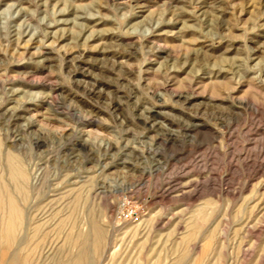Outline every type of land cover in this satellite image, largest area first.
Masks as SVG:
<instances>
[{
  "label": "rangeland",
  "instance_id": "374dc122",
  "mask_svg": "<svg viewBox=\"0 0 264 264\" xmlns=\"http://www.w3.org/2000/svg\"><path fill=\"white\" fill-rule=\"evenodd\" d=\"M8 152L31 244L0 264L91 224L93 264H264V0H0Z\"/></svg>",
  "mask_w": 264,
  "mask_h": 264
},
{
  "label": "bare ground",
  "instance_id": "6f19581e",
  "mask_svg": "<svg viewBox=\"0 0 264 264\" xmlns=\"http://www.w3.org/2000/svg\"><path fill=\"white\" fill-rule=\"evenodd\" d=\"M10 113L8 117H10V115L13 114ZM5 167L8 175L7 181L2 179L0 176V247L10 248L11 246H13L14 247L13 251L16 252L17 250L21 251L22 247L25 249V246H27L28 242L31 244L30 242L31 240L29 238L30 235L28 237V235L24 233V231L30 228L29 226H31L32 224L30 219L31 217L30 218L27 217L26 214L27 207L24 206L23 202L20 200L18 196V194L22 196V194H24L26 191L25 189L28 185V181H27L28 175H26L24 169L20 165L19 159L16 157L15 154L11 152L10 153L8 152L6 154L4 168ZM57 225H63V220L62 221L58 220ZM32 227H34V225ZM100 233H101L100 227L91 224V227L89 228L86 234L74 233L70 237L67 236L68 242L70 243L78 242L80 248H78V250L76 249L77 251L71 254L67 259L57 262V264H93V260L91 256L93 252H95V254L98 252V247L100 245L99 243L101 240L99 236ZM89 240L91 241V244L89 245V248H86L85 245H87L86 243ZM29 245L28 247L31 246ZM23 248L22 251L24 252ZM30 249L31 247L29 248V250ZM30 251H28L30 253L27 252L28 254L25 253V256L23 257L21 256L23 258L21 259L22 264L30 263L29 258L27 257V255L32 253V249ZM184 255L185 254H180L175 264H185L186 261ZM6 264H10L8 260H6Z\"/></svg>",
  "mask_w": 264,
  "mask_h": 264
}]
</instances>
